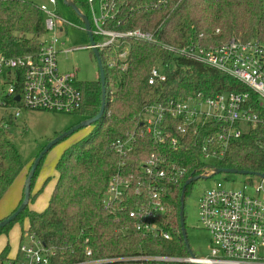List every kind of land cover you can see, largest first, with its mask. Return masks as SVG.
<instances>
[{
  "label": "built area",
  "instance_id": "built-area-1",
  "mask_svg": "<svg viewBox=\"0 0 264 264\" xmlns=\"http://www.w3.org/2000/svg\"><path fill=\"white\" fill-rule=\"evenodd\" d=\"M119 3L120 0H86L88 17L80 12L88 19L94 44L89 42L82 48L66 50L62 49V37L66 36V29L71 24L57 13V1L46 0L38 6L44 31L36 37L37 50L17 57L0 54V131L9 130L11 122L17 120L22 111L73 114L81 110L84 101L80 89L82 83L77 82L74 73L59 71L57 59L60 54L85 49L94 58L92 51L95 49L103 71L122 75L127 70L132 41L156 43V31L123 28L134 12L164 9L168 0H149L131 7L123 15ZM77 28L86 33L82 23ZM162 49L172 57L215 69L242 86L241 90L212 96L166 97L147 104L136 118L138 128L127 131L111 144L120 157L119 167L134 164L148 183V199L125 210L130 226L124 231L171 242L180 235L177 226L170 225L166 218L171 210L164 203V189L168 185L185 184L193 176H199V180L217 174L216 170L220 168L207 165L206 161L220 163L234 141L258 126H262L264 134V40L232 38L222 44L206 45L201 35L184 45L166 44ZM167 69L168 64L162 63L152 67L148 84L165 82ZM97 76L99 80L98 71ZM107 96L112 102L114 91L110 89ZM145 138L152 142V150L145 158L131 159L129 156L137 150L138 140ZM191 145L198 157L199 165L195 169L181 166L172 158L182 149L188 151ZM259 147L264 152V140L260 141ZM262 175H249L239 190L225 189L217 183L201 194L198 221L209 236V256L197 258L140 252L129 260L145 264H264V173ZM131 184L132 179L119 173L113 175L103 198L104 206L110 207L123 198ZM135 194L140 196V188H136ZM53 255V251L45 248L34 235L24 233L17 257L0 258V264H51ZM86 255L90 256V251L87 250ZM103 262L106 261L92 260L83 264Z\"/></svg>",
  "mask_w": 264,
  "mask_h": 264
},
{
  "label": "trees",
  "instance_id": "trees-1",
  "mask_svg": "<svg viewBox=\"0 0 264 264\" xmlns=\"http://www.w3.org/2000/svg\"><path fill=\"white\" fill-rule=\"evenodd\" d=\"M71 1L88 17L86 0ZM147 1L120 0L119 10L123 15L131 7ZM123 29L156 31V43L132 41L126 72L119 75L104 70V113L90 126L89 134L68 147L56 163L57 179L47 207L42 212H34L27 206L12 223L0 229V235L7 234L13 224L28 220L29 227L22 235L30 233L45 248L51 249L54 253L51 264H83L92 260L106 261L98 264H145L129 259L140 252L185 255L179 220L184 182L164 189V203L171 210L166 218L170 225L177 226L179 238L166 242L140 233H126L124 229L130 226V221L125 210L148 199V183L134 164L119 167L120 157L111 144L127 131L138 128L136 118L147 104L166 97H205L241 90L242 86L225 74L191 60L172 57L162 46L184 45L201 35L206 45L222 44L232 38L264 40V0H168L164 9L134 12L126 19ZM43 31V16L35 4L26 0H0V54L17 57L35 52L36 37ZM161 63L168 64L166 81L149 85L150 70ZM80 89L84 101L78 113L88 120L96 116L100 108L99 80L82 83ZM110 89L115 96L112 102L107 96ZM10 138L9 130L0 131V200L23 169L21 157ZM263 140V128L258 126L229 146L219 168L264 173V152L259 147ZM137 147L129 156L131 159L145 158L153 145L145 138L138 140ZM191 148L192 145L188 151H178L172 158L181 166L195 169L199 165L198 157ZM40 165L41 162L31 180V190ZM117 173L132 179V184L123 198L106 208L103 198L108 182ZM136 188H140V196L135 194ZM34 198L30 194L29 202ZM22 200L23 197L19 205ZM87 250L90 256L86 255ZM7 253L8 246L0 258L6 259Z\"/></svg>",
  "mask_w": 264,
  "mask_h": 264
},
{
  "label": "rangeland",
  "instance_id": "rangeland-1",
  "mask_svg": "<svg viewBox=\"0 0 264 264\" xmlns=\"http://www.w3.org/2000/svg\"><path fill=\"white\" fill-rule=\"evenodd\" d=\"M26 1H30L38 7L40 4L45 3L46 0ZM56 1L57 13L63 20L71 24L66 29V36L62 35L64 41L62 49L86 46L89 40L87 34L77 28L81 26L79 18L70 7L65 5L63 0ZM57 63L61 73H74L79 83H90L98 80L97 64L89 50L79 49L71 53L60 54ZM85 121L84 116L79 113L58 114L30 110L22 111L21 116L11 122L9 133L11 134L10 142L15 146L21 157L23 169L7 191L3 203L10 204L13 202L16 192L18 200L22 199L30 167L47 143ZM91 129L90 126H87L76 130L54 145L43 157L30 193L35 198L28 203V210L42 212L47 207L57 179L56 163L68 147L86 137ZM205 163L211 166H220V163L216 164L213 161H206ZM248 178L249 176L240 174L217 173L207 179H199L192 182L184 201V226L189 249H186V253L183 256H194L197 258L209 256V236L200 227L198 221V200L201 194L214 188L217 183H221L225 189L229 190L242 189ZM248 192H252L250 187ZM25 221L24 219L23 222L15 223L13 226L17 225L20 231H27ZM16 244L11 245L10 243L12 249L14 245L16 248Z\"/></svg>",
  "mask_w": 264,
  "mask_h": 264
},
{
  "label": "water",
  "instance_id": "water-1",
  "mask_svg": "<svg viewBox=\"0 0 264 264\" xmlns=\"http://www.w3.org/2000/svg\"><path fill=\"white\" fill-rule=\"evenodd\" d=\"M65 5L70 7L71 10L75 13V15L79 18V20L81 21V23L84 25V28L86 30V34L88 37L89 42L93 45L94 44V39L91 33V29H90V25L88 22V19L81 14L80 10L74 5V3L71 0H63ZM93 55L94 58L96 60V64H97V68H98V73H99V83H100V88H101V102H100V108L99 111L97 113L96 116H94L91 119L86 120L83 123H80L79 125L69 129L68 131L62 133L61 135L57 136L56 138H54L53 140H51L49 143H47V145L39 152V154L36 156V158L34 159L29 173L26 177V181H25V185H24V193H23V200L21 202V204L5 219H3L2 221H0V229L4 228L5 226H7L8 224L12 223L23 211L24 209L28 206L29 203V197H30V191H31V180L34 176V173L36 171V169L38 168L40 162L42 161L43 157L48 153V151L54 146L56 145L58 142H60L61 140H63L64 138H66L67 136L71 135L72 133H74L76 130L83 128V127H87V126H91L94 123L98 122L103 113H104V109H105V96H106V91H105V78H104V71L101 65V61L99 59V55L98 52L94 49L93 51ZM16 100H18V98H16ZM216 173H228V174H240V175H245V176H249V175H254V176H258V177H263L262 174L260 173H254V172H249V171H242V170H235V169H217ZM198 177H194L189 179L188 181L185 182V184L182 187V191H181V197H180V209H179V220H180V228H181V233H182V238L184 240V244L186 249H189V245L187 242V236H186V232H185V226H184V198H185V191L187 186L192 183L195 180H198Z\"/></svg>",
  "mask_w": 264,
  "mask_h": 264
},
{
  "label": "crops",
  "instance_id": "crops-1",
  "mask_svg": "<svg viewBox=\"0 0 264 264\" xmlns=\"http://www.w3.org/2000/svg\"><path fill=\"white\" fill-rule=\"evenodd\" d=\"M52 191H53V189H52ZM6 194H7V192L1 198V203H0L1 204L0 205V221H2L3 219H5L6 217H8L18 207V205H19V203L21 201V200L20 201L18 200V198H17V192H16V195L14 196L15 200H13V202H11L10 204L9 203H6L5 204L3 202L5 200ZM18 201H19V203H18ZM25 222L27 224V226H26L27 228L26 229H28V227H29L28 220H26ZM21 231L19 230L18 226L16 225V226H13V228H11L8 231L7 234H1L0 235V254L2 253V251L4 250V248L6 246H8V253L6 255V259L7 258L8 259H13V258H16L17 257L18 247H19V244H20L21 239H22V233H21ZM11 238H12V241H11ZM17 241H19V242L17 243ZM10 243H11V245L17 243L16 244V248H15V245H14L13 246V249H12V246H10Z\"/></svg>",
  "mask_w": 264,
  "mask_h": 264
}]
</instances>
